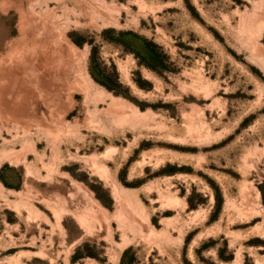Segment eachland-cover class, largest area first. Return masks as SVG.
Returning <instances> with one entry per match:
<instances>
[{
    "label": "rangeland",
    "instance_id": "1",
    "mask_svg": "<svg viewBox=\"0 0 264 264\" xmlns=\"http://www.w3.org/2000/svg\"><path fill=\"white\" fill-rule=\"evenodd\" d=\"M0 264H264V0H0Z\"/></svg>",
    "mask_w": 264,
    "mask_h": 264
},
{
    "label": "bare ground",
    "instance_id": "2",
    "mask_svg": "<svg viewBox=\"0 0 264 264\" xmlns=\"http://www.w3.org/2000/svg\"><path fill=\"white\" fill-rule=\"evenodd\" d=\"M37 2H38V1H37ZM35 3H36V2H35ZM29 6H30V5H29ZM33 6H34V5H33ZM11 7H12V6H11ZM39 9H40V8H39ZM28 15H29V14H28ZM25 22H26V21H25ZM23 26H24V25H23ZM31 27H32V26H31ZM24 28H25V27H24ZM28 30H29V29H28ZM28 32H29V31H28ZM26 37H27V35H26ZM38 37H39V36H38ZM24 38H25V37H24ZM28 38H29V37H28ZM34 38H35V37H34ZM25 39H26V38H25ZM29 40H30V39H29ZM24 41H25V40H24ZM31 42H32V41H31ZM34 43H36V42H34ZM37 43L39 44L38 41H37ZM41 43H43V41H41ZM41 43H40V45H41ZM25 44H27V41H26ZM43 44H44V43H43ZM29 45H30V44H29ZM21 46H22V45H21ZM23 48H24V47H23ZM36 49H37V48H36ZM36 49H35V50H36ZM32 50H33V49H32ZM33 51H34V50H33ZM33 51H32V52H33ZM20 52H21V51H20ZM34 52H35V51H34ZM34 52H33V53H34ZM38 53H39V52H38ZM53 53H54V52H53ZM57 53H58V52H57ZM51 54H52V53H51ZM58 54H60V53H58ZM31 55H32V54H31ZM52 55H53V54H52ZM15 56H16V55H15ZM37 56H38V55H37ZM50 56H51V55H50ZM55 56H56V55H55ZM21 57H22V56H21ZM44 57H45V56H44ZM46 57H47V56H46ZM19 58H20V57H19ZM19 58H18V59H19ZM29 58H30V56H29ZM34 58H35V56H34ZM36 58H37V57H36ZM14 59H15V57H14ZM32 59H33V58H32ZM60 59H61V58H60ZM20 60H21V59H20ZM22 60H23V59H22ZM24 60H25V59H24ZM33 60H34V59H33ZM35 60H36V59H35ZM46 60H47V59H46ZM50 60H51V59H50ZM54 60H55V59H54ZM22 62H23V61H22ZM28 62H29V61H28ZM35 62H36V61H35ZM35 62H33V63H35ZM42 62H43V61H42ZM55 62H56V61H55ZM33 63H32V64H33ZM50 63H51V61H50ZM14 64H15V63H14ZM16 64H17V63H16ZM32 64H31V65H32ZM53 64H54V62H53ZM44 65H45V64H44ZM58 65H59V64H58ZM50 66H51V65H50ZM51 67H52V66H51ZM51 67H50V69H51ZM17 72H18V71H17ZM61 73H62V72H61ZM49 75H50V74H49ZM57 75H58V74H57ZM51 76H52V75H51ZM17 77H18V76H17ZM21 84H22V83H21Z\"/></svg>",
    "mask_w": 264,
    "mask_h": 264
}]
</instances>
